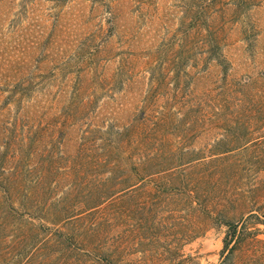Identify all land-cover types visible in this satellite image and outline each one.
<instances>
[{
  "label": "rangeland",
  "instance_id": "obj_1",
  "mask_svg": "<svg viewBox=\"0 0 264 264\" xmlns=\"http://www.w3.org/2000/svg\"><path fill=\"white\" fill-rule=\"evenodd\" d=\"M234 3L244 12L221 47L230 62L225 80L215 67L204 78L186 65L197 82L188 83L186 92L195 88L185 94L188 101L207 87L212 92H202V98H213L227 81L243 82L264 71V0ZM185 6L194 7L196 21L201 14L208 22L215 8L211 0H0V67L19 77L30 73L35 87L49 91L42 102L55 113L53 122L64 123L62 135L41 141L55 155L43 185L33 177L39 179L50 160L42 158L41 149L26 159L32 176L23 181L12 202L17 212L11 211L3 229L34 230L8 234V243L0 245V264H264L263 155L253 166L247 162L239 197L217 198V191L231 188L213 179L182 183L179 171L146 179L128 194L108 197L95 211L79 214L92 186L109 176L106 166L85 170L93 163L87 156L94 159L109 147L122 125L135 118L134 107L144 94L152 104L150 127L156 111L178 113L180 28L191 17L182 13ZM175 126L179 129L180 122ZM167 133L174 150L180 138ZM216 136L202 133L197 147H209ZM248 151L264 153V131L254 133ZM116 183L108 185L124 186ZM8 202L0 199V215ZM68 211L78 215L55 223ZM224 218L236 224L239 238L228 254L222 253ZM19 239L21 244L13 246L11 241Z\"/></svg>",
  "mask_w": 264,
  "mask_h": 264
},
{
  "label": "trees",
  "instance_id": "obj_2",
  "mask_svg": "<svg viewBox=\"0 0 264 264\" xmlns=\"http://www.w3.org/2000/svg\"><path fill=\"white\" fill-rule=\"evenodd\" d=\"M234 1L211 0L215 8L212 9L209 22L208 17L201 14L200 20L196 21L194 7H184L182 13L191 17L188 26L180 28V33L184 36L180 37L178 113L171 111V108L166 112L156 111V121L150 127V118L154 117L150 112L152 104L146 94L142 96V100L134 107L135 118L122 125L121 131L116 132L115 139L107 141L109 147L103 148V153L94 156V159L89 157L90 155L87 156V160L93 163L91 162L85 170L106 166L109 176L99 180L102 181L101 184L92 186V190L82 202L79 214L84 210L86 213L95 211L108 197L118 193L128 194L130 189L141 185L146 179L171 176L179 171L182 183L191 182L198 185V182L213 179L228 184L231 190L217 191V198L226 193L235 197L241 195L244 179L242 171L247 170V162H251L249 164L253 166L261 161L260 155L264 156V153L254 155L252 151H248L254 141V133L257 130L264 131V71L259 77L248 76L243 82L227 81L219 86L218 96L214 94L213 98H202L203 93L212 92L211 88L206 86L207 89H203L201 93H194L190 101L184 99L186 93L189 94L195 89L192 86L186 92L190 79L197 83L194 76H188L190 69H195L198 76L205 78L211 72L210 67H215L220 77L225 78L230 62L222 54L221 47L227 42L226 35L232 31L233 21L244 12ZM110 14L113 18L112 10ZM203 32L205 34H202ZM10 65L11 62L6 63L8 67ZM149 65L148 59L145 67L148 68ZM16 75V71L0 67V199L9 201L8 209L0 215V245L8 243V234L34 230L11 229L13 232L8 233L10 229L3 228L7 226L5 219L11 215V211L17 212L12 207V202L22 191L23 181L32 176L27 167L30 166L29 160L26 159H31L41 149L42 158L50 160L44 163V170L39 179L38 176L33 177L38 181V185H43L51 175L50 165L55 155L49 154V143L41 141L45 136L54 137L55 133L62 135L64 126V123L61 125L59 121L53 122L56 119L55 113L42 102L49 91L35 87L36 84L31 83L30 73L20 77ZM14 79L15 84L12 83ZM245 87L247 88L244 89ZM176 121L180 122L179 129L175 126ZM170 131L177 132L175 140L180 138V143L174 141V150V143L170 142L172 133H167ZM211 131L217 134L214 143L209 147H197L199 135ZM77 153L79 154V151ZM124 170L128 172L123 174ZM91 173L87 171L85 175L90 176ZM87 180L94 181L91 177H87ZM111 180L115 185L117 181L124 186L111 188L108 185ZM241 209L243 206L240 205L236 211ZM76 215L78 213L68 211L64 217H58L55 223L67 222ZM224 220L227 229L223 237L222 253L227 250L228 254L237 246L239 238L236 224L229 218ZM11 242L15 247L21 244L20 239Z\"/></svg>",
  "mask_w": 264,
  "mask_h": 264
}]
</instances>
